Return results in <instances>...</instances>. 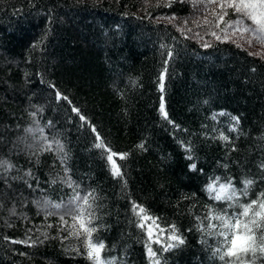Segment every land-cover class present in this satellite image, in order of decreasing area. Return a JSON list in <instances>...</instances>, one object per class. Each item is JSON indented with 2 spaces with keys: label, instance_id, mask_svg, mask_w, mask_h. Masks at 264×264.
<instances>
[{
  "label": "trees",
  "instance_id": "trees-1",
  "mask_svg": "<svg viewBox=\"0 0 264 264\" xmlns=\"http://www.w3.org/2000/svg\"><path fill=\"white\" fill-rule=\"evenodd\" d=\"M210 7L0 0V264H92L87 234L71 227L77 193L92 194L84 208L102 264H224L226 230L212 217L264 192V57L207 39ZM229 184L231 199L212 198ZM134 205L155 220L153 239Z\"/></svg>",
  "mask_w": 264,
  "mask_h": 264
},
{
  "label": "snow or ice",
  "instance_id": "snow-or-ice-1",
  "mask_svg": "<svg viewBox=\"0 0 264 264\" xmlns=\"http://www.w3.org/2000/svg\"><path fill=\"white\" fill-rule=\"evenodd\" d=\"M208 4L215 5L216 8L219 9L218 12L213 11V15L217 20L221 23H225L224 18L229 15L228 9H232L233 14L239 16V19L236 21L229 23V28H234L236 32H240L241 36L244 33L252 32L254 34V38L264 44V0H208ZM245 20L251 21V25H255V27H251V25L245 24ZM215 35V33H213ZM217 39H221V37L217 36ZM227 35H225V39H227ZM251 45L252 41H246ZM239 46V45H238ZM253 54V53H250ZM259 54V53H256ZM171 56V53H168ZM163 74L160 77V87L163 90ZM57 97H60V93H57ZM74 112H78V109L73 108ZM161 113L167 118V113L164 111L163 98H161ZM223 115V113H221ZM215 118V117H213ZM81 120H84L85 117L80 116ZM234 120L237 118L233 117ZM239 121L237 120V123ZM235 130V129H233ZM221 139L227 140V137L221 136ZM99 136H97V140H99ZM97 148H104L105 151H109L107 147L101 141L95 145ZM50 147V146H49ZM139 147H143V145H139ZM113 155L115 153L108 155L107 159L112 162V172L114 176L120 175V169L113 161ZM124 156L121 155V159ZM191 159V156L188 157ZM10 167V165H9ZM195 169V164L190 166ZM264 168V164L261 165ZM253 183L252 180H245V189L248 188L249 185ZM231 185H220V189L217 194L212 197L215 200H223V199H231L232 195L235 194L234 190L231 195H225L228 193ZM207 191L211 194L215 191L213 185H209ZM92 194L89 193L87 196L81 197L78 193L73 197V201L83 200V205H77V215H73L72 219L74 221L71 227L73 229L76 228V225L79 224V228L87 234V239L85 241L86 244V256L87 259L92 262V264H102L101 252L104 249V244L102 242L93 241L92 233L96 230L94 227H89L91 224V220L88 216L85 215L84 206L91 207L89 204V196ZM260 199H253L250 203L240 205L243 209L242 213H234L229 216L227 213L224 215L213 216L212 218L215 220L221 221V228L226 231H220L218 235L223 237L221 242L222 246L216 249V252L219 254V259L224 261V264H257V261H260V264H264V192L260 193ZM257 206L258 209L257 210ZM54 207L59 208L60 205H54ZM133 210L135 214L141 217V222L138 224L139 227L144 228L145 222L151 220L152 224L155 223V220L148 216L145 213L143 207H139L134 205ZM252 214V218L248 222L241 221L239 219L240 215L244 217H248L249 214ZM60 219L64 221L63 215H61ZM234 221V223H233ZM66 223V221H64ZM251 225V226H250ZM51 227V225H49ZM210 228H215V225H209ZM243 228V231L241 230ZM175 228H173V235L169 237L171 240H175L178 243H183V240L176 236ZM73 234L79 235V232H74ZM148 234L151 238L152 236V226L148 225ZM159 242V241H157ZM16 243V241H13ZM174 244H169L166 246L167 248L175 247ZM148 250L149 256H154L155 253L151 249L150 246H146ZM259 253V255H257ZM251 254L252 259H246V257ZM226 257L228 259H226ZM156 264H159L157 261Z\"/></svg>",
  "mask_w": 264,
  "mask_h": 264
},
{
  "label": "rangeland",
  "instance_id": "rangeland-1",
  "mask_svg": "<svg viewBox=\"0 0 264 264\" xmlns=\"http://www.w3.org/2000/svg\"><path fill=\"white\" fill-rule=\"evenodd\" d=\"M215 5H211L210 9L214 8ZM231 13L233 16L231 17H225V23H221L219 22V20L216 21V24L214 27H212L210 29L209 34L207 35V39L210 38H214V37H221V39H225V35H227V39L226 40H231V41H235L238 44L244 46L245 48H247V50H249L250 52L256 54L259 53V55L264 57V44H262L261 42H258L255 38H254V34L252 32H248V33H244L243 36H241L240 32H236L234 30V28H229L228 24L232 23L234 21H236L237 19H239V16L236 14H233L232 9H231ZM197 24L200 22V20L197 19ZM203 24V23H202ZM245 24L247 25H251V21H247L245 20ZM183 26L186 25V27H193L194 26V22L193 21H188L187 23L182 24ZM251 27H255V25H251ZM200 29H204L203 28H199L198 31L201 33H204L202 30ZM213 33H215V35H213ZM251 40L252 43L251 45H249V43H247L246 41ZM27 140L24 139L23 142V146L25 144ZM148 225L152 226V236L151 238L149 237L148 234ZM145 230L147 232V235L150 239H153L155 237V235L159 232V228L157 227V225L154 223L152 224V221L149 220L147 222H145Z\"/></svg>",
  "mask_w": 264,
  "mask_h": 264
}]
</instances>
